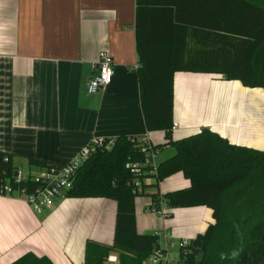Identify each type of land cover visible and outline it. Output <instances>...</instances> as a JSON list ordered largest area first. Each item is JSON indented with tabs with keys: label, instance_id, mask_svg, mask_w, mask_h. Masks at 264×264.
<instances>
[{
	"label": "crops",
	"instance_id": "obj_1",
	"mask_svg": "<svg viewBox=\"0 0 264 264\" xmlns=\"http://www.w3.org/2000/svg\"><path fill=\"white\" fill-rule=\"evenodd\" d=\"M136 8V0H0V151L13 155L18 173L41 171H32L30 157L70 163L102 138L167 142L165 131L150 132L145 123ZM102 51L112 57L115 75L90 95L87 86ZM222 79L213 73L175 74L173 139L206 127L237 146L264 150V99L242 82ZM224 84L233 95L224 96ZM167 150L156 155L158 164L175 154ZM189 186L190 179L177 173L167 192ZM151 204L146 203L152 212ZM169 211L165 228L181 239L195 238L214 223L207 206ZM116 222L117 202L110 198L58 197L37 213L24 196L0 194V264L30 252L54 264H84L88 241L113 245ZM144 228L149 229L138 223L139 233H147Z\"/></svg>",
	"mask_w": 264,
	"mask_h": 264
},
{
	"label": "trees",
	"instance_id": "obj_2",
	"mask_svg": "<svg viewBox=\"0 0 264 264\" xmlns=\"http://www.w3.org/2000/svg\"><path fill=\"white\" fill-rule=\"evenodd\" d=\"M136 3V71L146 127L166 133L167 142L153 146L157 152L172 146L175 154L158 164L157 173L144 167L135 174L127 164L144 162L147 152L139 138L122 135L112 146L97 147L77 169L67 197L117 202L113 245L88 241L84 264H108L113 254L119 264L148 262L159 238L138 232L135 197L148 187L159 189L164 178L177 173L190 179L191 186L165 194L158 190L152 194L151 207L161 202L169 209L207 206L214 215V223L181 249V259L186 264H264V150L237 146L206 127L179 140L172 134L177 72L220 74L264 88V0ZM28 160L40 169L64 165L35 157ZM17 171L13 155L0 151V194L6 184L15 189L37 187L32 175L15 184ZM11 264L54 263L30 252Z\"/></svg>",
	"mask_w": 264,
	"mask_h": 264
},
{
	"label": "built area",
	"instance_id": "obj_3",
	"mask_svg": "<svg viewBox=\"0 0 264 264\" xmlns=\"http://www.w3.org/2000/svg\"><path fill=\"white\" fill-rule=\"evenodd\" d=\"M115 75V67L112 57L106 52L102 51L99 55V59L94 63V74L88 83V93L90 95L98 93L100 90L107 87L113 80ZM176 127L173 126V130ZM139 142L142 149L147 152V156L142 163H129L127 166L133 173L142 172L144 167H149L148 173H157L158 163L156 162V155L158 152L153 148L154 145L149 141L147 137L139 138ZM115 144V138H110L108 143H105V139H98L91 145L86 146L77 157L70 163L64 164L63 166L49 167L41 169L40 172L33 174L31 179L37 184V187L32 190L27 188L15 189L13 185H5V193L13 195V193L19 196H24L25 199L32 205L33 209L37 213H42L44 209L50 207L53 201L58 197L66 196V193L73 186V179L77 169L83 164V162L97 149V147L108 145L112 146ZM26 177L22 174L15 176V184H20ZM136 186L141 189L142 182L138 179ZM16 191V192H15ZM152 212L163 217H169V208L164 202H161L159 207H150ZM159 238V247L148 259L149 264H171L172 259L169 253V249L175 247L174 242L170 241V236L166 231H159L157 233ZM189 239H181L177 244L180 249V259L178 264H186L185 260L181 259V249L189 246ZM184 251H186L184 249ZM185 253V252H184ZM183 253V254H184ZM108 262L112 264H119L117 255H110Z\"/></svg>",
	"mask_w": 264,
	"mask_h": 264
},
{
	"label": "rangeland",
	"instance_id": "obj_4",
	"mask_svg": "<svg viewBox=\"0 0 264 264\" xmlns=\"http://www.w3.org/2000/svg\"><path fill=\"white\" fill-rule=\"evenodd\" d=\"M225 80L227 81V83H230V84H233V82H235V81H238V83H241V81L239 82V80H227L226 78L222 79L221 81L222 82H226ZM248 87L250 88V90H253V89L257 90V92L255 93V98L264 99V96H263L264 95V88L251 87V86H248ZM222 91H223L222 93H224V96H225V94L233 95L232 93L235 92V90L231 89V85L230 86L225 85L223 87ZM227 91L230 92V93H228ZM262 109L264 110V104H262ZM170 148H171L170 150H167V149H165V150L163 149V150L164 151H166V150L167 151H174V153H175L174 147L170 146ZM163 150H162V152H164ZM161 157L162 156L160 154V158ZM24 165H22V166H24ZM20 169H21V166H20ZM33 170H34V172H36V171H40L41 169L39 168V170H37V167L34 166L32 171ZM23 172H24V175L27 176L28 175L27 172H29V171H28V169H24ZM170 177L171 176L166 177L160 182L159 189L157 187H148V190L145 192V194H139V195H137L135 197V211H136L137 226H138V223H139L140 225L144 224L145 226H147L149 228V229L144 228L148 232L147 233H143V234H157L161 230H168L169 231V228H167V227L165 228L164 222L169 220L171 217H168V218H165V219L160 218L158 215H156L155 213H153V212L148 210L149 206L146 205V203L148 202V204H149L151 202L152 194L157 192L158 190L162 194H165V193H168V192L172 191L171 190V191L167 192L168 181H169ZM152 181H154V180L152 179ZM261 196H262V198H264V191L261 194ZM179 209H184V208H179ZM149 232H151V233H149ZM180 240H181L180 237H176L175 235L171 234V232H170V241L174 242V244L176 245L175 247L170 248V253L172 254V262H171L172 264H178V259H179V255H180V252H179L180 249H179V246L177 244L180 242ZM108 264H111V263H108Z\"/></svg>",
	"mask_w": 264,
	"mask_h": 264
},
{
	"label": "water",
	"instance_id": "obj_5",
	"mask_svg": "<svg viewBox=\"0 0 264 264\" xmlns=\"http://www.w3.org/2000/svg\"><path fill=\"white\" fill-rule=\"evenodd\" d=\"M18 174H19V173H18V171H17V172L15 173V176H18Z\"/></svg>",
	"mask_w": 264,
	"mask_h": 264
}]
</instances>
